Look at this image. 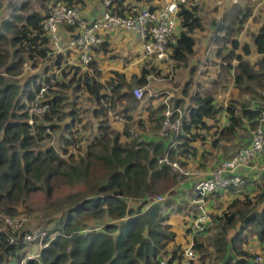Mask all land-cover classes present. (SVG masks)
<instances>
[{"label": "trees", "instance_id": "1", "mask_svg": "<svg viewBox=\"0 0 264 264\" xmlns=\"http://www.w3.org/2000/svg\"><path fill=\"white\" fill-rule=\"evenodd\" d=\"M82 1L56 0V3L80 6ZM123 1L125 0H117L116 3L122 4ZM1 8L2 0L0 10ZM19 10L27 11V5L24 4ZM48 15L49 13L46 16L28 13L24 16L15 10L12 17L2 23L0 70L3 69L8 75L18 76L25 61L49 58L50 40L43 30V22ZM251 15L250 9H243L239 5H235L226 14L221 28L224 35L218 49L223 73L234 71L235 86L241 94H258L255 88L260 93L264 91V58L253 66L236 54L239 48L237 36L243 31ZM179 16L180 27L185 31L170 43V52L178 66H187L196 44L192 34L203 26L194 9L182 6ZM254 39L259 52L264 54V28ZM228 44L231 45L230 49ZM8 45L14 47V53L7 49ZM249 52V47H246L245 53ZM13 57L17 59L15 62H11ZM234 61L239 62L235 67ZM62 64L63 57L58 55L57 68H61ZM88 68L93 71L92 76L88 72L81 74L79 67H76L74 73L63 70L60 76L62 80L72 73L73 78L69 84L57 81L55 74L49 75L44 81H29L22 97L19 86L8 83L3 73H0V217L15 218L20 215L16 206L22 202L23 197L40 190L34 180L42 181L48 186L55 177L64 179L69 185L83 186V191L66 197L71 202V207L65 219H61L54 229L47 231L43 247L37 242L12 241L10 234L0 232V264H21L30 254V246L39 248L33 254L38 257L28 260L26 264H158L162 260H167L168 264L174 261L181 264L184 250L173 246L176 234L166 224L168 216L156 199L177 185L179 175L170 163L186 167L187 159L196 152L193 144L199 139L205 141L200 132L206 131L209 134L213 129L207 121L217 120L219 113L214 94L205 93L193 99V107L189 111L185 110L188 114L179 134L172 133L169 137H160V134V140L153 142L135 137L130 144H123V136L129 137L131 134L126 131L123 135L112 129L109 123L110 112H116L124 102H137L133 88L120 74L113 81L100 83L97 78L102 73L95 61ZM150 75L159 76V72L156 69H144L141 77H134L135 85L144 88ZM253 83L254 86H251ZM74 84H77L76 91H85L96 103L98 107L94 110V115L100 121V135L87 147L86 158L80 164L72 162L73 155H69V160H66L52 147L45 152L34 151L38 144L49 137L48 130L60 129L57 122L62 121L65 116H71L73 122L65 125L69 135L63 143L64 154H69L68 148L78 132L77 113L70 111L63 114L65 95L58 90ZM45 85H48V90L44 104L49 107L44 115L35 118V124L31 126L27 110ZM259 99L261 100L255 108L246 102L232 101L229 104V125L215 133L217 138L213 142L214 147L217 148L224 141H234L245 122L252 131L259 126L264 112V97L259 96ZM178 102L174 104L176 109ZM167 109L168 106L163 105L152 112L151 118L157 123L160 120L159 127H162L161 122L166 119ZM178 116L179 114L174 115L172 121ZM166 157L168 163H161ZM98 168L99 176L96 172L93 176V171ZM261 190L257 203L264 200V178ZM227 192L234 195L232 189ZM239 203L235 201L233 206ZM245 204L247 209L244 211L229 212L216 219L220 222V232L210 236L205 242L196 240L194 250L198 252L201 264H206L208 259L212 264L214 259L224 258L228 252V232L236 228L238 222H243L239 236L251 225L256 228L261 226L263 230L259 233L264 235V211L258 214L253 208L255 203L247 201ZM89 221H99L102 226L90 228L87 225ZM210 246H213V251H210ZM234 252L238 258L242 257L236 264H248V259L253 257L238 248Z\"/></svg>", "mask_w": 264, "mask_h": 264}, {"label": "crops", "instance_id": "2", "mask_svg": "<svg viewBox=\"0 0 264 264\" xmlns=\"http://www.w3.org/2000/svg\"><path fill=\"white\" fill-rule=\"evenodd\" d=\"M167 1L170 0H125L122 4H118V2L115 4V11L120 14H125L137 12L145 8L155 10L164 6ZM188 3L189 4L185 7L196 11V14L202 21L203 27L197 29L192 34L196 44L194 46V54L189 58L187 66H178L177 62L174 60L173 63H163L154 58L146 57L144 55L143 44L137 33L123 30L102 33L105 38V43L103 47L97 49L94 58V61L98 64V69L102 73L101 77L97 78L100 83L104 84L117 79V74L123 75L127 83L132 86L133 95L134 89L138 87L135 85L134 77H141L144 69H156L159 72V76L162 72L163 74H166V77H173L181 71L184 76V79L182 78V86L177 89L180 91L184 86L182 89L183 91L180 92V95L176 98H174L173 94L167 92L168 96L163 93L164 91H162V89L161 91L158 89L159 91L151 92L148 100H138L134 95L135 100L137 101L135 104L124 102V104L118 106L116 112H110L109 123L112 129L123 135H125L126 131L129 132L131 134L129 138L133 137L134 139L135 137H139L141 140L147 142L159 141V131L161 127L158 126V123L160 120L157 123L153 117L151 118L152 112L163 105L167 107V104H176V101H179L178 109L181 111L188 109L189 111L190 108L193 107V99L195 97L203 96L205 93L214 94L215 103L219 109L217 120L207 121L208 124L213 126V129L209 134L206 131L200 132L203 134V137H205V141L199 139L193 144L196 148V152L193 156H190L189 159H187V166L183 167L189 172L195 166L194 170L196 171L195 173L192 172L193 176L179 174L175 171V173L179 175V179L177 185L172 189L174 196H170L168 193L164 195L166 199L171 197L170 201L166 202L165 200L166 203L163 204V208L164 214L168 216L166 224L169 225L171 230L176 234L173 246L181 247L182 249H184L190 241L188 236V224L193 218L192 202L195 197V184L199 180L209 178L214 169H216L222 161L231 157L235 151L248 145L252 139L253 131L250 130V126L245 122L244 128L238 132L234 141L221 142L217 148L213 146V142L217 138L215 133L229 125L227 114L229 104L232 101L246 102L255 108L261 100L259 99V96L264 97V91L260 93L261 91L258 88H255L258 94L246 92L241 94L239 89L235 86L234 71L223 73V63L218 57L219 45L221 43V38L224 35L221 28L226 14L230 13L235 5H239L243 9H250L252 15L244 25L243 31L237 36L239 48L236 50V54L242 56L245 61L253 66L263 60L264 54L259 52L254 37L264 28V0H188ZM224 4H227L228 7L223 13H221V5L224 6ZM78 7L81 9L83 17L88 21H94L101 18L104 11L102 4L93 0H83ZM183 31H185V29L180 27L176 36L180 35ZM75 32L74 29L67 27L61 29V35L65 45H67ZM8 38L11 37L9 36ZM227 47L230 49L231 45L228 44ZM246 47H249L250 52L248 54L245 53ZM58 55L63 57V64L59 69L56 66ZM47 60H50L53 65L52 67L55 69L54 73H56L57 77H60L61 72L65 69H70L71 72L74 73L76 67L81 68V74L88 72L91 76L93 75L92 70L80 65L75 51L67 50L66 52L57 55L52 52ZM238 64V61L233 62L234 67ZM22 68L20 75L22 74ZM20 75H10L9 77L16 79ZM188 76L191 80L188 82L192 84V87L188 85ZM34 80L36 79H31L29 81L32 82ZM29 81L26 82L24 86L17 84L21 90L20 97L24 95L23 90L27 87ZM250 85L254 86V83ZM148 86L149 84L144 88L146 89ZM194 89H196V93ZM125 91L129 90L125 89ZM89 98H91L90 95ZM143 101L144 103H142ZM97 107L98 106L96 105L95 109ZM95 119L97 118L95 117ZM97 122V127H99V119H97ZM82 127L85 128V123L83 124V122ZM247 134L248 137L245 138ZM166 143L169 144L168 141H166ZM221 157L223 160L219 162L218 159ZM242 174L248 179L247 190L242 196L237 197L229 192H222L215 194L210 199L208 210L213 222L207 232L200 237L202 242L207 241L210 236L220 232V222L216 219L222 218L224 214L229 212L244 211L247 209L245 206L247 201L255 203L253 208L258 214H261L264 211V200L260 203H257L256 201L258 195L262 192L264 154L258 157L251 167L244 169ZM188 177H194L192 179L193 181ZM185 180H187L188 183L183 184ZM181 182L182 185H180ZM235 201H239L240 203L233 206ZM242 224V221L238 222L236 228H233L228 232V252L224 258H218L217 260L214 259L212 264H236L238 259H242V257L238 258L234 252L235 248L248 252L253 256L264 253V235H260L263 230L262 227L258 226L256 228L254 225H251L239 236L238 234L242 231ZM235 240L236 243L234 242ZM37 248L38 247L36 246H30L28 250L30 254H36L38 252H36ZM209 248L210 251H213L214 249L213 246H210ZM179 263V261H174L172 264ZM196 264H201L200 259ZM206 264H211L210 259L207 260Z\"/></svg>", "mask_w": 264, "mask_h": 264}, {"label": "built area", "instance_id": "3", "mask_svg": "<svg viewBox=\"0 0 264 264\" xmlns=\"http://www.w3.org/2000/svg\"><path fill=\"white\" fill-rule=\"evenodd\" d=\"M102 4L104 11L101 18L88 21L83 15L80 7L74 4L58 2L52 6L49 15L43 22V30L50 40L51 53L59 54L67 50L75 51L80 65L88 68L94 61L97 48L102 47L105 38L102 33H111L116 30L133 31L137 33L144 47V55L154 58L159 62L173 63L170 52V43L175 40L177 31L181 26V16L179 12L182 6H187L188 0H170L158 9H142L137 12L120 14L115 11L117 0H93ZM236 1V0H235ZM63 27L74 29L76 32L67 45L63 43L61 29ZM54 83V80L52 81ZM51 83V84H52ZM48 85L43 86L30 103L27 113L28 123L35 124V118L44 115L48 105L44 104ZM134 95L138 100L145 97V88H135ZM168 109L165 113V121L162 127V137H169L172 133L181 132L183 120L187 115H182L179 109ZM173 114H179L175 121H172ZM176 145V143H174ZM264 154V112L259 126L253 131L249 145L241 148L229 159L222 161L211 173L209 178L199 180L195 184V197L193 200V218L188 224L189 243L184 247V258L181 264H196L200 256L194 245L196 240L207 232L212 225V217L208 206L210 199L217 193L233 190L234 196H242L248 187V179L242 174L243 170L251 167L254 161ZM168 163L167 157L160 161ZM173 170L179 174L187 175V171L178 163H170ZM165 196H159L157 203L165 202ZM28 218H12L4 216L0 232L10 234L14 240H23L28 243H38L44 246L47 238L45 231L33 230L27 225ZM38 256L28 254L26 260L21 264H26L28 260ZM3 264V263H2ZM12 264V263H5ZM158 264H168L167 260H162ZM248 264H264V253L256 254L248 259Z\"/></svg>", "mask_w": 264, "mask_h": 264}, {"label": "rangeland", "instance_id": "4", "mask_svg": "<svg viewBox=\"0 0 264 264\" xmlns=\"http://www.w3.org/2000/svg\"><path fill=\"white\" fill-rule=\"evenodd\" d=\"M23 4L27 5V11L19 10V8ZM54 4H56V0H2V8L0 10V27L5 20L10 19L12 17V14L15 10L19 15H24V16L27 15L28 13H42L43 15L46 16L50 12V9ZM227 7H228L227 4H224V6L221 5V11H222L221 13H223ZM7 49L11 53H14V47L7 46ZM15 60L17 59L13 57L11 62H15ZM52 66L53 65L51 64L50 60L49 61L48 60L43 61L41 59H38L36 61L29 60L24 62L22 68V74L16 79L9 77L10 75L6 74L3 71V69L0 70V73H3L4 78L7 79L9 83H14L16 85L19 84L21 86H24L26 82H28L31 79H36L37 82L44 81L49 75H54V74H55V79L57 81L69 84L70 80H72L73 78L72 73L69 75L67 79L62 80L61 77L56 76V73H54L55 69ZM66 71L70 72L71 70L67 69ZM165 75L166 74H163L162 72L161 75L158 77L155 75H150V77L148 78L149 86L146 87L145 89V97H144L145 100L149 99L151 92L153 93L159 91L158 89H160V91L162 89V91H164L163 92L164 94L168 95L167 92L173 94L174 98L180 95V92L183 91L182 89L184 86L181 88L180 91L177 89H179V87L182 86L181 85L182 78L184 79L182 72L179 71L178 74H175L173 77L172 76L166 77ZM188 81H191L189 76L187 77V82ZM188 83H189L188 85L192 87V84H190V82ZM76 88H77V84H74L73 86H70L66 89L58 90L65 95L63 114H67L70 111H75L77 113L76 122L78 124V128H77L78 130L76 131L78 132L74 135L75 138H73V144L68 148L69 154L67 155L64 154L63 143H64V139L69 135V131L65 128V125L67 122L69 124L73 122L71 116H65L62 121L57 122V124L60 125V129L56 131L48 130L49 137H47L42 143L38 144V146L34 150L36 153L45 152L47 151V149L52 147L55 149L57 154H59L61 157H63L66 160H69L70 157L69 155H73L74 158L72 162H75L76 164H80V162H82V159L86 158V154L88 151L87 147L90 145V143L94 140L95 137L100 135V131L98 129L99 127H97L98 126L97 119H95L93 114V111L95 110L96 107V103L91 98H89V94H87L85 91L78 92L76 91ZM194 91L196 93V89H194ZM144 101L142 103H144ZM170 106L171 109L174 108L173 103H170ZM181 113L182 115L184 114L187 115L188 111L185 112L182 110ZM80 121H82L83 124L85 123V128L82 127V122ZM164 121L162 123V127ZM162 127L159 131V134L162 133L163 130ZM1 136H3V134H1ZM247 137L248 134L245 138ZM132 139L133 137L130 138L123 137L122 138L123 144L130 143ZM236 152H238V150L235 151L233 155ZM218 160L219 162H221L223 159L221 157ZM194 169L195 166L189 172L187 171L188 173L187 175L193 176L192 172L195 173L196 171ZM99 170L100 168L94 170L92 175L95 176V172H96L99 176ZM188 178L191 179V181H193L192 179L194 177H188ZM34 182L40 187V190H37L36 192H32L27 196L23 197L22 202L18 206H16L18 212L20 213V215L16 217L28 218L27 226L29 228H33V230L36 229L40 231H45L47 233V231L54 229L61 219H65L66 214L69 211V207H71L70 206L71 202L69 203V200H67L66 197L76 194L79 191H83V186L78 184L69 185L65 182L64 179H58L55 177L50 181V184L48 186L45 185L44 182L42 181L40 182L38 180H34ZM186 183H188L187 180L183 182V184ZM180 185H182V182ZM172 192L173 190L171 189L167 193L170 196H174L173 195L174 193ZM170 200L171 197L166 199V202ZM166 202H163L162 206ZM132 205L133 204H131V206ZM134 206H136V204H134ZM3 217L4 216L0 217V228L2 225ZM87 225L90 228L92 227L101 228L102 226V224L99 221H89ZM38 250L39 248L36 249V251Z\"/></svg>", "mask_w": 264, "mask_h": 264}]
</instances>
